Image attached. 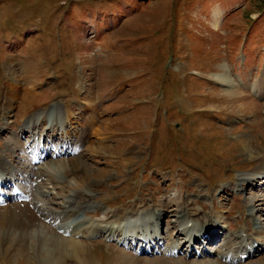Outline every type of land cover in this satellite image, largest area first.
Segmentation results:
<instances>
[{"label": "rangeland", "instance_id": "rangeland-1", "mask_svg": "<svg viewBox=\"0 0 264 264\" xmlns=\"http://www.w3.org/2000/svg\"><path fill=\"white\" fill-rule=\"evenodd\" d=\"M11 59L17 61L13 71L7 64ZM14 72L21 79L18 94L37 95L32 103L21 96L19 108L17 98L6 112L3 91ZM224 73L234 78L230 87L214 78ZM252 84L260 88L261 97L250 93ZM232 88L242 91L246 102L251 99L247 110H238L223 92ZM66 99L74 107L68 120L79 130L74 139L70 136V147L78 152L70 154L72 159L69 152L48 156L43 164L55 167L66 159L72 172L47 175L36 165L28 167L26 180L9 167L21 179H12L6 192L21 183L35 201L54 202L53 209L62 210L71 193L78 192L74 197L79 198L80 192L85 197L92 191L93 198L79 201L102 209L98 215H82L94 225L111 222L112 214L162 207L167 214L160 220L163 230L174 225L177 204L183 203L182 208H190V220H207L217 211L223 215L216 242L240 230L261 241L250 258L231 263L220 260L219 244L213 241L203 242L207 255L182 258L162 249L126 252L118 238L107 240L84 228L79 239L85 242L86 264H264V184L258 185L264 179L238 186L242 175L264 174L259 169L264 164V0H0V127L3 120L9 125L0 133L2 161L16 169L30 165L25 158L43 142L52 119L24 129L21 138L12 133L35 110ZM86 100V107L97 111L94 125L91 110L84 109ZM34 134L32 147L23 151L21 142H30ZM53 134L49 151L57 152L62 131L56 128L46 137ZM245 136L258 157L240 154ZM171 178L175 185L169 184ZM37 181L53 193L37 197ZM238 187L244 190L237 192ZM29 201L0 202V264H79L70 248L66 256L61 250L52 256L62 244L50 240L49 232L61 237L66 233L58 232V224L42 223ZM253 205L259 223L250 215ZM30 215L38 219L28 226Z\"/></svg>", "mask_w": 264, "mask_h": 264}, {"label": "bare ground", "instance_id": "bare-ground-1", "mask_svg": "<svg viewBox=\"0 0 264 264\" xmlns=\"http://www.w3.org/2000/svg\"><path fill=\"white\" fill-rule=\"evenodd\" d=\"M219 19H220L219 16L215 18L216 25L218 24ZM16 63H17V61L15 59H11L9 62H7L8 66H9L8 69L10 71H13ZM219 69H221L223 71V69H224L223 65L220 64ZM16 73L14 72L10 76V78L7 81L8 85L5 84V87H4L3 94L5 95L4 101H6V103H5V107H3V111H6V112L12 111V110H10V106L16 101L17 98L18 99H17V105L16 106L19 108L20 107V105H19L20 101H21V105H23L22 100L29 102V103H32V100H33L32 98L35 97V95H37V94H27V92L18 94L20 87L18 86L17 82H18V80H21V79L17 78ZM229 75L226 73L215 74L214 78H216L215 80L219 81L223 86L230 87L231 85H229V84L233 83L232 81H234L233 80L234 78L233 79L230 78ZM236 78H238V77H236ZM243 82L244 81L242 79L238 80V83H240V84ZM223 92L226 95H228V97L231 99V101L233 103H236L235 106L238 110H247L250 103H253L252 101H250L251 99L249 100L248 98H247V101L250 103L246 102L243 99L244 93L237 88L225 89ZM250 93L252 95H254L255 97H261L262 96L261 95L262 92L260 91V88H256L254 85L252 86ZM21 96H24V98L22 100L20 99ZM80 96H81V94H80ZM61 102L62 101H60V103L56 102L55 104H52V106H50L49 108L35 110V112H33L32 115H28L27 119H24V121H25L24 124L21 123L20 131L12 133V135L14 134L18 138H21L22 134H26V132H27L24 129L34 128L36 126L38 127V125H46V124H43L44 121H46V119L48 117L52 119V121L49 124L50 126L47 125L48 128H46L47 132L43 137V142L37 143L36 146H34L32 151L29 153V155L26 154V155H28V157L25 156L26 160H28V158L30 159V161H31L30 165L25 164V165H23V167H21V168L19 167V169H16L15 165H13V167H12V166H10V164L8 165V163L5 160L2 161V159L0 158V202L2 200H7V198H21L23 196H29L30 197L29 202L32 203L33 207L35 208V210H34L36 212L35 214L38 213V215L40 217H42L41 222L42 223L43 222H48V223L51 222L49 224H52V222H53L54 224H58V226H59V227L57 226L58 232H64V234L66 233V235L68 236V238H66L67 237L66 235H63L65 237H61L56 233L49 232L50 234H48V238L50 240H52L53 242H56L58 245L62 244L61 246H58L53 250L52 256L58 250L59 251L61 250L60 251L61 256H62V254L64 256H66L65 252L67 249L70 248L76 253L75 259H77L76 262H78L79 264H80V261H81V264L87 263V260L85 263V257H86L85 256L86 255L85 242H82V239H79L82 236L80 234L84 230V228H92V234L93 235L96 234L99 236H103L107 240H114L115 238H118L119 241H121V245H123L127 249L126 252L129 250V247H130V249L132 247H135V249L138 247V250H136L137 253H139V251L141 250L142 253H152L153 254V253H158L160 251L159 249H162L168 255H171V256H173V255L175 256V254L182 253V256H180L182 258H185L184 256H192V255H194V256H196V255H199V256L207 255L208 251L207 250L204 251V248H206V247H205V244L202 243L204 241H201V240L204 238V240L208 241L207 242V244H208L211 241L216 242V240L219 238L220 232H221L220 228L222 225L221 222L223 219V215L217 214L218 211L215 212V216H213V217H209L211 215H208L207 220H204V219H202L203 221L202 220L197 221L194 219L190 220V218L187 219L188 218L187 216L190 215V212H189L190 208L189 209L187 207L182 208L185 205H183V203H178L177 206L180 208L179 213L177 215L178 218H177V220L175 219L173 221V223L175 225V232L173 231V226H174L173 224H168L164 230L159 227L160 220L164 216L167 215L164 212L165 209L162 207L156 208L155 210H143V211H137V212L127 211L122 216H120L119 214H116V215L112 214L113 219L111 220V222L104 220V221H100L101 223L94 225V223L90 222L89 220H84V218H82V215H90L89 213H91V214L94 213V214L98 215V214H100V211L102 209L98 205L97 206L89 205L88 201H86V200H83L82 202H80L81 201L80 198H88V199L93 198L95 195H94V192H92V191H89L87 194L85 192V194H86L85 197L84 196L80 197L82 195L80 192L79 198L74 197V195H76L78 192L71 193L72 195L69 194L70 197H68L66 199V203H64L62 205V210H58V209L56 210V209H53L54 207H52V205H51V204H56L54 202H52L51 204H48L47 202H45L44 200H42L40 198L36 199V201H35L34 195L30 193L31 191H27L26 189H28V188H23V185H21V183L19 186L13 185L12 188L13 187L14 188L10 192H4L3 190H1L5 185L10 186V184H12V179L15 181H17L19 179L17 177V174H15L13 172L14 170L16 172L21 171L24 174V176L22 173H19L18 175H22L26 180L29 176L28 167L33 169V167L36 165H39V166L42 165V167L41 166L40 167L42 170H44L47 173V175L56 174L54 171H56V172L62 171V173H64L66 176H68V174H70L72 172L71 169H69V166L67 164L66 159H64L63 161H58L61 164H59L55 167H48L45 164H43V163H45L44 161L48 156H51V157L53 155H55V156L60 155L61 156L62 154H66L69 152L68 156L70 157V154L74 153V151H75L74 148L71 149V147H70V145H71L70 136L73 137V139H74V136L79 132V130L77 128L75 130V126H72L71 125L72 123L68 120V117H71L72 115H74V113H72V111H73L72 109H74V107L69 106L70 105L69 103H71V102L67 99L65 100V102H62V103ZM86 102H87V100L83 102V104L85 106L84 109L87 108V110H88V108H89V110H91L90 111L91 112L90 120H91V124L94 125V122H96L98 120L97 111L93 109V106L86 107V105H87ZM67 104H69V105H67ZM64 114L67 116L64 117L63 116ZM70 120H72V119H70ZM4 122L8 123L7 120H3V124L0 127V133H3L4 131H6L9 128V125H8V127H6L7 124L5 125ZM100 127H103V126L101 125ZM56 128L58 130L62 131V142H60V148L58 149L57 152H55L54 148H53V150L49 151V146L56 139V135L53 134L52 139H50L46 136H47L49 131L56 130ZM70 129L72 130V132L70 131ZM42 133H43V131H42ZM71 134H74V135H71ZM35 136L36 135L34 134V139H32L30 142H28L30 139H28L25 142H21L23 151L27 150V148L32 147V146H30V144H31V142L33 143V141L35 140ZM12 138H13V136H10L9 139L12 141L16 140V139H12ZM28 138H30V137H28ZM243 138L245 139V141L241 140L243 144H242V146H240L241 148L239 147L240 148L239 149L240 154L241 155L242 154H244V155L252 154L253 158L258 157L259 154L257 155L256 152L252 151V149L249 145L250 143H248L249 137L245 136ZM37 140H38V138H37ZM236 140H238V139H235V141ZM76 141H79L78 138H76ZM92 144H93V142H92ZM8 146H10V144ZM91 146H93V145H91ZM75 152H78V151H75ZM27 153H28V151H27ZM57 153H59V155ZM250 157H248L247 159H249ZM70 159H72V158L70 157ZM43 165H45V166H43ZM25 166L27 167V169H24ZM9 167H11V169L13 171H10ZM260 168H261V170L264 169V164L259 165V169ZM24 170L26 172H24ZM14 176H16V177H14ZM34 176L35 175H33V177ZM56 176H57V174H56ZM260 179H264V174H262L260 172H256L255 174H245V175H242V177L238 180L241 182V183H238V186H241V184L244 185V182H246V181H252V183L253 182L256 183L257 181H260ZM22 180H23V178H22ZM173 180H174V178L170 179V182H169L170 185H175L174 182H172ZM69 182H70V180H69ZM25 183H27V182H25ZM37 183L39 184L40 182L37 181ZM31 184H33V182ZM41 184L42 183L39 184L40 190H37V192L39 193V195H37V197H39V196L44 197V196L51 195L53 193V190L51 188H49L50 186L46 187V185H44V184L41 185ZM261 184H264V180L258 185H261ZM33 187H35V186H33ZM243 190H244L243 187L242 188L238 187L237 192H242ZM154 196H156V195H154ZM181 197L186 198V196H184V195H181L180 198ZM197 200L202 201L201 199H197ZM213 202L214 201H212V203ZM79 205H82L81 210L77 209L79 207ZM259 205H260V203H259ZM67 207H68V209H67ZM86 208H87V210H84ZM88 208H90V209H88ZM216 208H217V206H216ZM253 208H255L254 205H253V207H251L249 209L250 215L255 216V219L257 221V222L255 221V222L259 223V221L256 217L257 212L252 210ZM215 210H217V209H215ZM249 211H248V214H249ZM108 214H109V212L105 213L106 216H108ZM109 215H111V214H109ZM37 219L38 218L34 215L33 216L32 215L26 216L25 223H26V225L30 226V225H33L35 223V221H37ZM69 219H71V220L67 221ZM87 221H89V222H87ZM121 221H122V223L120 224ZM148 224H150V225H148ZM53 226L54 225H52V227ZM51 229H55V226H54V228H51ZM244 232H245V230H240L237 234L231 233V232L227 233L226 237L220 239L218 242L215 243V244H219L218 248L216 249V252L218 253V256H219L221 261H227V262H231V263L243 261L242 258H244L246 256H250L259 250V246L256 245L255 243H258L261 241L258 240V238H256V237H253L250 235L249 236L245 235ZM258 232H259V230H258ZM136 234H138V236H136ZM232 235H234L235 238H230ZM234 239L239 240V241L234 242L233 241ZM166 240H167V243H165ZM67 242L69 243L68 246H66ZM126 242L129 246L128 248L126 246ZM196 243L197 244H199V243L203 244L202 248L200 249V246L196 247L195 246ZM186 244H188V246ZM253 248H254V251L252 252L251 249H253ZM137 253H135V254H137ZM183 253H184V255H183ZM83 256H84V258H83ZM135 257L141 258L140 255L135 256ZM180 257H178V258H180ZM59 259L62 261L63 258L61 259V257H59ZM119 260H120V258H119ZM117 261H118V259H117ZM160 261H161V259H159V262ZM60 264H63V263L60 262Z\"/></svg>", "mask_w": 264, "mask_h": 264}]
</instances>
